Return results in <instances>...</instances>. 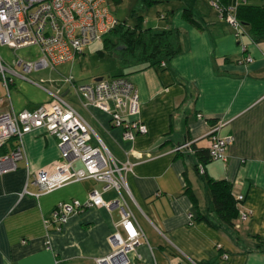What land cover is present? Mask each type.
Wrapping results in <instances>:
<instances>
[{"label":"crops","instance_id":"1","mask_svg":"<svg viewBox=\"0 0 264 264\" xmlns=\"http://www.w3.org/2000/svg\"><path fill=\"white\" fill-rule=\"evenodd\" d=\"M205 1H196L203 11H191L199 28L182 19V6L157 26L179 31L180 52L163 65L122 66L117 60L115 76L124 75L133 84L137 118L146 129L133 140L123 139L122 128L107 114L82 106L65 84L15 77L5 88L0 80V113L33 109L57 93L89 126L91 144L100 142L110 157L131 164L123 172L122 196L143 238L128 255V264H264L256 245L264 240V22L259 17L264 16V0H246L238 11L239 38ZM26 48L37 55L35 46ZM4 49L0 46V55ZM24 53L25 48L16 50L21 57ZM212 128L219 137H233L223 161H201L194 152L206 149L205 135ZM186 141L191 148L172 151ZM15 145L10 140L8 152ZM21 150L14 169L0 171V264H93L94 258L107 255L108 236L114 229L121 232L116 209L85 208L68 214L59 229H46L42 220L59 202H83L93 190L106 202L116 197L115 190L102 191L100 182L84 179L40 193L32 176L59 159L57 140L34 130L23 134ZM205 177L229 182L231 194L242 196L237 208L247 212L246 218L237 217L232 226L220 222Z\"/></svg>","mask_w":264,"mask_h":264},{"label":"built area","instance_id":"2","mask_svg":"<svg viewBox=\"0 0 264 264\" xmlns=\"http://www.w3.org/2000/svg\"><path fill=\"white\" fill-rule=\"evenodd\" d=\"M245 0H232L224 8L217 0H210L219 16L233 29L235 38L243 34L242 25L235 16L238 4ZM108 0H0V46L9 49L12 61L6 62L0 55V80L6 88L7 82L15 77L30 80L25 73L40 68H53L57 64L71 61L81 54L82 47L101 39L116 23L108 10ZM35 46L37 55L33 60H23L16 50ZM241 50L244 46L241 45ZM245 62L251 57L246 56ZM163 65V62H160ZM19 67L21 73L16 70ZM72 89L82 106H92L107 114L110 122L122 128V138L133 140L146 129L138 118V95L133 84L124 75L94 80L90 84L75 86ZM199 116V115H197ZM42 130L57 140L59 159L49 168L34 172L32 182L40 193L50 192L68 182L91 179L102 184V191L113 189L116 197L103 201L100 194L93 190L83 202L71 200L57 203L50 211L49 218L42 220L47 229H59L68 214L85 208L103 206L106 210L116 209L120 220L108 236L110 252L94 258L93 264H128V255L134 251L143 238L140 228L128 209L122 191L125 190L123 172L130 170L126 160L119 162L108 155L104 146L91 144V130L80 115L59 94L50 93L49 100L36 105L33 109L4 111L0 113V147L14 138L15 147L0 155V171L12 170L15 161L22 158L21 138L23 134ZM212 128L205 135L206 150L211 160L225 159V150L232 142L231 135L217 136ZM192 142L186 141L173 148L178 152L191 148ZM75 162L80 167L74 166ZM198 171H202L201 167ZM242 196H238L240 200ZM247 212H239L238 217L246 218ZM45 243L48 244L46 241ZM46 244V248H48ZM226 258V255H222Z\"/></svg>","mask_w":264,"mask_h":264},{"label":"trees","instance_id":"3","mask_svg":"<svg viewBox=\"0 0 264 264\" xmlns=\"http://www.w3.org/2000/svg\"><path fill=\"white\" fill-rule=\"evenodd\" d=\"M117 3L119 0H111ZM159 0H129L128 16L132 19V27L126 26L122 21L116 19V23L101 37L108 49L112 53L114 47L121 43L123 47L114 54L119 63L123 66L126 64L141 65L142 68L151 65H159L161 61L177 55L180 52L179 31L176 28L166 27L164 29L153 31L149 27H142L140 24L141 13L150 4L156 3ZM220 7L224 8L232 2V0H217ZM245 2L240 3L236 7L235 16L242 7H245ZM163 18L162 15L159 16ZM181 17L190 25L199 28V24L193 19L191 11L186 8L181 9ZM264 22V16H259ZM241 23V21H239ZM111 36L118 38L117 44H113ZM120 45V44H119ZM114 46V47H113ZM115 76V75H114ZM117 76V75H116ZM14 138L9 139L0 147V155L8 153L6 144ZM195 154L199 159H210L206 149H195ZM211 209L217 216L220 222L232 226L233 221L237 219L239 210L237 208L238 199L231 194V184L223 179H211L205 177ZM184 191L189 195L192 203L195 204V198L189 187ZM258 249L264 253V240L256 241Z\"/></svg>","mask_w":264,"mask_h":264},{"label":"rangeland","instance_id":"4","mask_svg":"<svg viewBox=\"0 0 264 264\" xmlns=\"http://www.w3.org/2000/svg\"><path fill=\"white\" fill-rule=\"evenodd\" d=\"M196 1L197 0H159L156 3L147 6L141 13L140 24L142 27H149L153 31H158L159 28H157V26L160 24L164 25L165 21H170L175 10L181 6L192 12L196 10V13H198L199 10H202L203 4L201 5ZM207 4L205 1L208 10L216 13L210 0H207ZM107 5L109 12L116 19L124 22L126 26L132 27L133 21L128 16L129 0H119L117 3L108 0ZM161 14H166V20L159 17ZM111 40L115 45L117 44L118 38L116 36H111ZM117 45L118 46L116 47L113 46L112 53H110L105 47L102 39L94 40L82 47L81 54L71 62L60 63L53 68H40L36 71H31L28 74L25 73V75L30 80H56V82L68 86L71 90L70 92H73L72 84L65 82V79L70 80L73 85L79 86L86 85L90 80H94L98 77L107 78L116 74L118 71V65L114 54L121 49H118V47L122 46L121 43H118ZM3 51L4 54L1 55L5 59L12 61V55L9 53V50L4 49ZM31 56L34 57V52L32 53L31 50L25 48V53L23 54L22 59L33 60ZM16 70L21 73L19 67H16ZM74 166L78 167V163L75 162Z\"/></svg>","mask_w":264,"mask_h":264},{"label":"water","instance_id":"5","mask_svg":"<svg viewBox=\"0 0 264 264\" xmlns=\"http://www.w3.org/2000/svg\"><path fill=\"white\" fill-rule=\"evenodd\" d=\"M123 46H119L118 49H120ZM101 77L95 78V80H99Z\"/></svg>","mask_w":264,"mask_h":264}]
</instances>
